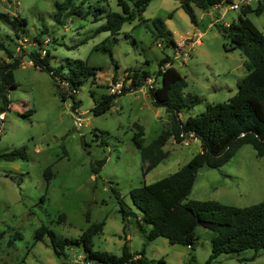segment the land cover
I'll return each instance as SVG.
<instances>
[{"label":"rangeland","instance_id":"rangeland-1","mask_svg":"<svg viewBox=\"0 0 264 264\" xmlns=\"http://www.w3.org/2000/svg\"><path fill=\"white\" fill-rule=\"evenodd\" d=\"M54 1L0 0V11L27 18L19 38L0 20V62L14 59L6 50L21 54L20 64L12 68L17 84L5 86L10 105L0 120V152L24 146L27 154L26 158H0V264H103L86 260L82 245L68 246L66 256H58L46 233L37 240L34 236L39 226L46 225L59 236L74 237L90 222L100 220L104 224L92 237L94 248L120 254L126 243L132 252L144 250L151 264H264L262 250L254 259H241L250 256L252 248L222 252L208 260L212 230L203 225L196 228L193 247L171 243L164 236L148 239L134 217L122 220L120 210L122 201L127 209L140 213L132 203L130 189L177 170L201 148L200 138L193 134L181 141L170 136L163 145L167 156L144 170L147 161L144 163L134 143V123L142 126V144L147 145L169 128L172 119L171 112L155 104L147 91L161 80L159 59L165 55L173 58L172 64L185 79L183 96L200 97L190 109L182 108L181 120L208 103L227 100L248 72L247 58L239 48H223L226 38L218 24L236 19L240 8L218 4L205 10L193 6L194 24L180 0H149L141 13L112 34L97 27L105 21L107 11H122L123 0H90L83 4L86 15L60 21L54 18ZM126 1L136 9L142 0ZM98 5L104 10L94 19ZM157 16L180 43L178 48L154 39L152 19ZM247 16L264 33V9L259 14L249 11ZM36 35L43 39L40 49L34 41ZM105 38L111 44L113 60L108 52L96 49ZM35 49L42 53L49 50V64L55 70L68 59L100 66L95 76L88 75L77 86L75 108L70 95L63 98L57 91L55 80L60 82V77L33 64L29 52ZM133 68L146 70L147 80L117 95L107 110L93 113L102 94L130 83L127 75ZM100 158L104 161L98 166ZM186 199L238 206L263 200L264 156L244 143L225 163L199 167Z\"/></svg>","mask_w":264,"mask_h":264},{"label":"trees","instance_id":"trees-1","mask_svg":"<svg viewBox=\"0 0 264 264\" xmlns=\"http://www.w3.org/2000/svg\"><path fill=\"white\" fill-rule=\"evenodd\" d=\"M89 1L55 0L54 18L60 21L63 17L71 15H86L88 10L84 9L83 4ZM225 1L231 0H180V6L188 14L190 21L197 24L193 6L206 10ZM148 2L149 0H142L135 9L128 1L123 0L122 11H107L105 21L97 30H108L112 34L117 32L123 22L132 20L137 13H141ZM263 9L264 0H256L255 5L244 3L240 6L236 19L218 24V29L226 38L223 48L226 51L239 48L247 58L245 66L248 72L238 81L236 92L227 100L208 103L205 109L189 114L184 121L179 117V112L182 108L190 109L200 101V97L196 94L183 96L185 79L172 64L173 58L165 55L159 59L158 73L161 80L149 86L147 91L155 104L163 105L171 112L172 119L169 128L159 133L147 145L142 144V126L134 123L137 127L134 143L140 149L144 163L147 161L144 170L157 165L167 156L168 151L163 149V145L170 136L181 141L188 134H193L200 138L201 148L177 170L130 189L132 203L140 213L127 209L121 201L122 220L134 217L136 226L146 233V238L164 236L171 243L179 242L193 247L197 237L196 228L203 225L212 230L208 260L222 252L246 248H252L254 251L250 256L241 259L251 260L258 255L259 250L264 252V199L245 206L223 204L211 199H186L199 167H214L225 163L244 143H250L258 156H264V33L247 16L249 11L259 14ZM103 10V6H95L94 19ZM0 20L13 30L16 37H22L27 24L25 16L0 11ZM152 23L154 39H162L164 45H171L175 49L179 47L161 17H154ZM34 41L40 49L43 39L36 35ZM39 49L29 52L33 64L48 70L54 77H60V82L55 80L57 91L63 98L70 95L73 98L72 107L75 108L78 105L74 98L77 86L83 83L88 75L95 76L100 66L90 65L82 59H68L65 64H60L59 70H55L49 64V50L44 49L42 53ZM96 49L108 52L113 60L111 44L106 38L96 45ZM22 50L26 51L24 48ZM6 51L14 59L0 62V112H4L10 105L5 86L17 84L12 68L20 64L21 55L14 54L11 50ZM127 76L131 78L130 83L122 85L116 92L102 94L92 107L93 113L107 110L117 95L140 87L149 74L146 70L133 68ZM62 81L66 83L65 86ZM112 81L116 82L114 75ZM26 157L24 146L0 152V158L4 159ZM103 161L102 158L98 159L97 165L101 166ZM117 197L120 199L118 193ZM86 219L89 221L88 212ZM103 224L104 220L90 222L81 234L74 237L59 236L51 228L41 225L36 229L34 236L37 240L46 233L58 256H66V247L79 244L83 247L86 260L103 264H151L145 258L144 250L132 252L126 243L122 245L120 254L94 248L92 237L102 230Z\"/></svg>","mask_w":264,"mask_h":264},{"label":"built area","instance_id":"built-area-1","mask_svg":"<svg viewBox=\"0 0 264 264\" xmlns=\"http://www.w3.org/2000/svg\"><path fill=\"white\" fill-rule=\"evenodd\" d=\"M252 1H256V0H231L230 2L225 1V2H222L220 4H222L223 6L224 5L225 6H230L232 8H238V7L240 8V6L242 4H244V3H251ZM43 51H45V50L43 49ZM3 119H4V112H0V120H3Z\"/></svg>","mask_w":264,"mask_h":264},{"label":"crops","instance_id":"crops-1","mask_svg":"<svg viewBox=\"0 0 264 264\" xmlns=\"http://www.w3.org/2000/svg\"><path fill=\"white\" fill-rule=\"evenodd\" d=\"M216 7H218V6L215 5V6L211 7V8H216ZM220 8H221V7H219V9H220ZM176 42H177V41H176ZM177 43H178V42H177ZM178 44H180V43H178Z\"/></svg>","mask_w":264,"mask_h":264}]
</instances>
